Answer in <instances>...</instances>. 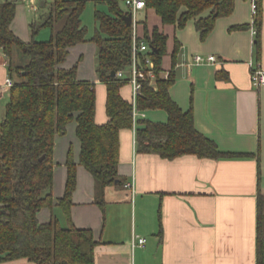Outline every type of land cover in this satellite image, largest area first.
<instances>
[{
	"label": "crops",
	"instance_id": "crops-1",
	"mask_svg": "<svg viewBox=\"0 0 264 264\" xmlns=\"http://www.w3.org/2000/svg\"><path fill=\"white\" fill-rule=\"evenodd\" d=\"M45 3L41 0V5ZM255 18L251 0H235L234 11L218 18L204 40L194 20L181 28L158 26L168 36L170 53L168 60L163 58L162 77H168L173 68L172 53L178 45L175 81L170 88L173 100L183 110L193 111L196 128L220 149L251 155L213 159L185 154L165 159L138 151L136 132L124 128L120 131L119 175L130 195L122 187L109 186L101 205L93 175L79 164L76 120L68 124L64 135L56 136L54 206L65 191L66 162L72 149L78 168L71 215L76 226L94 232L95 264H256L257 199L259 193L264 195V85H253L250 63L264 68V0L260 50ZM15 19V33L30 40L26 31L21 34L18 30ZM243 25L248 27L240 28ZM138 36L143 37L139 32ZM88 44L71 47L62 66L77 65L78 78L95 83L96 121L103 124L108 121L107 90L96 71V45L88 49ZM196 54L216 55L218 61L194 65ZM8 76L7 57L0 51V83ZM121 94L130 101V85H124ZM6 95L8 98L9 91ZM142 119L166 122L168 114L162 109L139 110L136 129ZM118 190L119 195L114 193ZM113 193L116 197L110 199ZM54 206L39 212L41 222L54 216ZM63 216L56 217L61 224L65 220L66 226ZM140 238L146 240L142 245Z\"/></svg>",
	"mask_w": 264,
	"mask_h": 264
},
{
	"label": "trees",
	"instance_id": "trees-1",
	"mask_svg": "<svg viewBox=\"0 0 264 264\" xmlns=\"http://www.w3.org/2000/svg\"><path fill=\"white\" fill-rule=\"evenodd\" d=\"M121 0H95L105 4L110 13L95 12L96 34L87 37L82 14L86 0H53L49 14L41 24L32 22L30 40L18 36L12 28L16 2H0V51L7 57V69L13 79L4 117L0 118V263L27 260L34 264H95L97 240L91 228L75 225L71 210L77 187L78 163L73 150L67 157V180L63 196L58 200L68 224L63 226L53 216L41 222L39 212L54 206V149L57 135H64L73 120L81 142L79 164L94 177L97 194L105 196L109 186L120 184V131L133 128V106L121 94L123 82L112 72L127 70L132 59L133 27L123 16ZM125 1V0H123ZM145 9H153L164 25L184 27L194 20L202 40L214 29L218 18L230 15L235 0H145ZM258 12L256 45L260 50L259 29L261 0ZM45 5V4H44ZM61 27L49 41H38L39 28ZM248 27L243 25L240 28ZM140 39L151 47L157 78L153 84L143 81L138 109H162L166 122L142 119L136 129L140 152L156 153L165 159L185 154L199 158H237L252 153L227 151L200 132L192 110H183L171 97L175 81L178 45L172 53V69L162 77V63L167 54L168 36L155 26H145ZM92 40L97 48L96 71L106 85L108 121H96L95 83L78 78V68L62 64L70 48ZM99 197V196H98ZM98 203L105 204L104 198ZM256 264H264V195L257 199Z\"/></svg>",
	"mask_w": 264,
	"mask_h": 264
},
{
	"label": "built area",
	"instance_id": "built-area-1",
	"mask_svg": "<svg viewBox=\"0 0 264 264\" xmlns=\"http://www.w3.org/2000/svg\"><path fill=\"white\" fill-rule=\"evenodd\" d=\"M125 3L128 6L130 14L133 18L132 59L127 70H120L116 74L123 82H127V84L131 87L130 102L133 106V129L136 132L137 116L139 113L138 98L142 94L143 81L149 80V82L153 84L157 78V72L155 71V62L150 56L151 47L145 40L139 38L137 32L138 13L145 9L146 2L145 0H125ZM251 6L253 16H256L258 12L257 0H251ZM254 33H257L256 29H254ZM217 61L218 59L216 55L203 56L196 54L193 57L194 65L215 64ZM250 65L252 66L251 80L253 85L257 87L263 86L264 68L259 63L254 65L251 62ZM160 75H163L162 72ZM167 75L168 73L166 76ZM13 83L14 81L10 76H8L3 83H0V95L9 91L13 86ZM128 186L131 185L128 184L127 187ZM145 241V238H140L139 244L142 245Z\"/></svg>",
	"mask_w": 264,
	"mask_h": 264
},
{
	"label": "rangeland",
	"instance_id": "rangeland-1",
	"mask_svg": "<svg viewBox=\"0 0 264 264\" xmlns=\"http://www.w3.org/2000/svg\"><path fill=\"white\" fill-rule=\"evenodd\" d=\"M7 1V0H6ZM45 5H41V0H16V24L18 30L21 32V34H24V32H27V36H32L31 32V23L32 22H38V24H41L43 20L46 18V16L49 14L50 9L52 7L53 0H45ZM0 2H4V0H0ZM120 5L122 10H129L128 6L126 5L125 1L121 0ZM99 9L105 13H110L109 7L105 4H99L97 5L95 0H86V6L84 9V12L82 14V20L83 23L87 26L88 29V38L92 39L94 35L96 34V21H95V12ZM61 23H57V25L54 26V28L43 26L39 28L38 33L35 35V39L38 41H49L52 37V34L55 33L60 27ZM145 26L148 28L150 32L154 29L155 26H162V22L160 19V16L154 11H140L138 13V32L139 35L141 34L144 36L145 33ZM94 42L92 40H89V44L87 48L91 47L90 45H93ZM168 49V47H167ZM90 51V55H91ZM88 55V57L90 56ZM170 57V53L167 50V54H165V58L168 60ZM7 91L4 92L2 95H0V118L4 117L5 115V108L6 104L8 102V98L5 96ZM118 187H122L125 191H127V194L130 195V191L128 188H124V182L122 181L120 184L115 185ZM119 195V190L117 192ZM113 193V195L110 197V199H113V196L116 197V195ZM98 196L100 200L104 198L105 196L101 197V194L98 193ZM106 200V197L104 198V201ZM54 216H63L62 210L60 206H54ZM64 217V216H63ZM66 221H62V225L65 226Z\"/></svg>",
	"mask_w": 264,
	"mask_h": 264
},
{
	"label": "water",
	"instance_id": "water-1",
	"mask_svg": "<svg viewBox=\"0 0 264 264\" xmlns=\"http://www.w3.org/2000/svg\"><path fill=\"white\" fill-rule=\"evenodd\" d=\"M12 1H16V0H12ZM44 1H42V4H43ZM125 22L128 24V25H132L133 23V18H132V15L129 13V14H126L123 16ZM115 71L112 72V76H115Z\"/></svg>",
	"mask_w": 264,
	"mask_h": 264
}]
</instances>
